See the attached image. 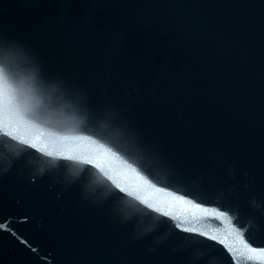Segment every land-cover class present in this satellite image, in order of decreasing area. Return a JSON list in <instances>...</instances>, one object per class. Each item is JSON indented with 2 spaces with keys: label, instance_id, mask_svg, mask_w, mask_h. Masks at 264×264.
Returning <instances> with one entry per match:
<instances>
[{
  "label": "water",
  "instance_id": "95a60500",
  "mask_svg": "<svg viewBox=\"0 0 264 264\" xmlns=\"http://www.w3.org/2000/svg\"><path fill=\"white\" fill-rule=\"evenodd\" d=\"M0 226L3 264H264V0H0Z\"/></svg>",
  "mask_w": 264,
  "mask_h": 264
},
{
  "label": "snow or ice",
  "instance_id": "6c2138e0",
  "mask_svg": "<svg viewBox=\"0 0 264 264\" xmlns=\"http://www.w3.org/2000/svg\"><path fill=\"white\" fill-rule=\"evenodd\" d=\"M161 212H163V209L160 210ZM2 227V226H0ZM203 235H208L207 233H203ZM238 238L241 240V245L243 247V249H245L248 252L251 253H258L260 254L261 259H264V248H256V247H252L250 244L247 243V241L243 240L241 237L238 236ZM243 254V253H241ZM0 264H3V261L0 260Z\"/></svg>",
  "mask_w": 264,
  "mask_h": 264
}]
</instances>
